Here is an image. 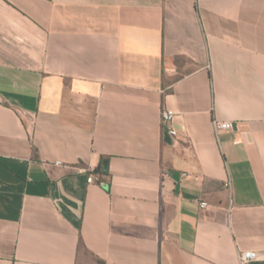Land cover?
Instances as JSON below:
<instances>
[{
	"label": "crops",
	"instance_id": "crops-1",
	"mask_svg": "<svg viewBox=\"0 0 264 264\" xmlns=\"http://www.w3.org/2000/svg\"><path fill=\"white\" fill-rule=\"evenodd\" d=\"M243 251L264 252V0H0V264Z\"/></svg>",
	"mask_w": 264,
	"mask_h": 264
},
{
	"label": "built area",
	"instance_id": "built-area-1",
	"mask_svg": "<svg viewBox=\"0 0 264 264\" xmlns=\"http://www.w3.org/2000/svg\"><path fill=\"white\" fill-rule=\"evenodd\" d=\"M177 118V113L166 109L162 112V120L164 124L168 127V131L172 136H176L178 131L174 127L175 121ZM215 131L218 134L221 131H231L234 128V124L232 122H222V121H215L214 122ZM89 183H94L95 178L94 176H89L88 178ZM203 208L208 207V203L203 202L201 203ZM264 260V252H253V251H243L240 252V262L241 264H246L250 261H258Z\"/></svg>",
	"mask_w": 264,
	"mask_h": 264
},
{
	"label": "trees",
	"instance_id": "trees-1",
	"mask_svg": "<svg viewBox=\"0 0 264 264\" xmlns=\"http://www.w3.org/2000/svg\"><path fill=\"white\" fill-rule=\"evenodd\" d=\"M96 174H99V170L96 171Z\"/></svg>",
	"mask_w": 264,
	"mask_h": 264
}]
</instances>
